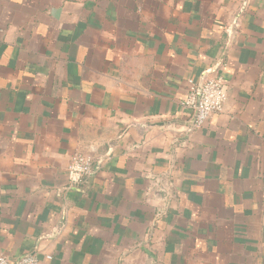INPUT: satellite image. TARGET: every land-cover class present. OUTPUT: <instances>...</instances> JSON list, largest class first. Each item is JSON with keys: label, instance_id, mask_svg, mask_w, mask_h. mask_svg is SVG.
Returning <instances> with one entry per match:
<instances>
[{"label": "crops", "instance_id": "obj_1", "mask_svg": "<svg viewBox=\"0 0 264 264\" xmlns=\"http://www.w3.org/2000/svg\"><path fill=\"white\" fill-rule=\"evenodd\" d=\"M0 254L264 264V0H0Z\"/></svg>", "mask_w": 264, "mask_h": 264}, {"label": "built area", "instance_id": "obj_2", "mask_svg": "<svg viewBox=\"0 0 264 264\" xmlns=\"http://www.w3.org/2000/svg\"><path fill=\"white\" fill-rule=\"evenodd\" d=\"M182 107L191 113V129L199 128L212 114L222 111L226 100L225 82L220 75L202 74L198 80L189 79ZM93 156L89 153L75 152L67 165L68 186L81 185L94 173ZM0 264H39L34 255H25L10 261L0 254Z\"/></svg>", "mask_w": 264, "mask_h": 264}, {"label": "water", "instance_id": "obj_3", "mask_svg": "<svg viewBox=\"0 0 264 264\" xmlns=\"http://www.w3.org/2000/svg\"><path fill=\"white\" fill-rule=\"evenodd\" d=\"M101 161H99V163H100Z\"/></svg>", "mask_w": 264, "mask_h": 264}]
</instances>
